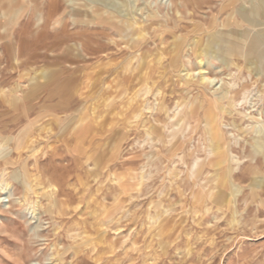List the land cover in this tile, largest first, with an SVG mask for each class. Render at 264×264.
I'll use <instances>...</instances> for the list:
<instances>
[{
    "label": "rangeland",
    "instance_id": "obj_1",
    "mask_svg": "<svg viewBox=\"0 0 264 264\" xmlns=\"http://www.w3.org/2000/svg\"><path fill=\"white\" fill-rule=\"evenodd\" d=\"M46 1L39 0L44 16ZM57 1L62 15L64 1ZM143 1L153 0H140L137 5ZM207 1L199 10L189 7L193 16L183 10L178 19L169 11L168 28L161 35L158 25L149 31L140 49L148 53L153 90L161 92L158 100L167 112H147L138 119L132 116L137 99L129 107L126 102L137 90L140 74L123 70L128 55L135 51L124 47L113 30L94 26L80 35V57L69 56L74 36L63 38L61 33L63 28L72 32L75 27L67 11L62 15L64 24L51 26L35 19L30 5L25 7L20 27L15 29L16 67L0 47V87L10 88L19 98L13 106L0 102V144L4 143L0 178L11 187L0 202V264H264V187L252 196L248 163L234 171L227 185L234 196L232 204L208 199L194 203L190 194L204 175L192 186L187 172L193 158H203L198 152L204 146L203 125L195 132L192 124L179 136V159L165 157L167 136H162L166 139L162 146L145 135L151 127H163L168 135L182 103L197 94L193 88L186 92L180 77L167 66V57L158 63L153 52L159 47L166 51L171 33L184 36L222 0ZM183 56L181 64L186 65ZM40 71H45L44 80L38 78ZM21 73H25L23 79ZM34 77L38 78L36 85L29 82ZM246 80L248 84L247 76ZM147 98L153 102L150 94ZM175 104L177 114L170 121ZM80 119L78 129L70 130ZM28 122L34 124L25 133V150L16 151L10 139ZM78 136H85L82 143ZM154 153H160L162 163L155 160L156 166L151 167L148 155ZM233 154L240 156V151ZM257 160L264 174L262 159ZM23 163L26 171L21 169ZM166 168L172 169V176ZM204 174L212 177V172ZM139 176H144L142 182ZM32 200L39 207L30 217L26 202Z\"/></svg>",
    "mask_w": 264,
    "mask_h": 264
},
{
    "label": "bare ground",
    "instance_id": "obj_2",
    "mask_svg": "<svg viewBox=\"0 0 264 264\" xmlns=\"http://www.w3.org/2000/svg\"><path fill=\"white\" fill-rule=\"evenodd\" d=\"M63 1L65 9L62 13L67 11L68 18L75 27V32H68L62 25L63 38L74 36L72 47L69 48V56L80 57L78 45L83 46L80 35L91 27L102 28L105 26L113 30L112 33L124 47L135 51L133 54L124 55H128V57L123 68L129 73L132 70H138L140 74L138 88L134 93H131L133 95L126 102L129 107L137 99L135 110L132 113L133 118L138 119L143 114L152 111L166 114L165 106L158 100L161 92L158 89L153 90V82L150 79L151 61L147 60L148 53L141 52L140 48L154 25L160 27L158 36L168 28L169 11L174 12V15L179 19L183 10H186L190 16L193 14H190L191 11L201 9L202 4H209L210 1L153 0L143 1L140 6L137 5L140 0ZM15 2L18 4L16 8L8 9L7 6ZM38 2L39 0H0V47L3 48L15 67L19 60L16 55L15 29L20 27L25 7L30 5L35 19L44 22V24L53 26L61 22L64 24L66 21V17L62 16L63 14L60 15V4L57 0H47L43 3V5L48 3L45 16L40 10V2ZM189 7H192L193 10H190ZM209 11L210 16H206V19L201 22L192 24V29L184 36L171 33V44L168 49L166 48V51L159 47L153 52L158 63L162 61L163 57H167V66L177 73V77H180L186 92L193 88L197 89V94L193 100L182 103L183 107L178 114L175 113L178 110L177 104L170 110L169 120L171 121L175 114L178 119L170 126V130L167 131L168 135H164L163 127L161 129L148 128L145 130V135L147 139L149 138L152 142L156 140L162 146L166 143V139H163L162 136H167L169 145L165 157L179 159L181 158L179 156L181 152L179 136L192 124L195 125L192 128V131L195 132L198 130V125L202 124L200 135L203 136L204 146L198 148V152H202L204 155L202 159L196 158L197 156L193 158L192 166L187 173L189 174L188 178L192 180L190 184L192 186H196L195 183H198L203 175L204 179L200 186H197V190L191 192L190 198L194 203L208 199L229 206L232 204L234 196L227 185L230 184L234 171L238 170L242 163H248L251 170L252 196L256 189L264 187V174L260 172L262 168L259 169L256 166L257 157L262 159L264 165V0H222L218 6L214 9L210 8ZM162 12H164L163 15ZM58 15L60 18L55 19ZM164 40L168 39L164 38ZM110 41L116 43L111 37ZM162 42L161 45L164 46L165 43ZM93 51L98 53V48ZM86 53L88 54V51ZM183 53L186 65L181 64ZM100 54L102 53L100 52ZM192 58L195 59L194 62H192ZM214 62L218 64L217 67L213 65ZM244 72H246L245 76ZM38 75V78L45 79V71L38 72ZM246 76L249 78L248 84ZM24 77L25 73L19 75L20 79ZM38 78H31L29 82L36 85ZM242 79L245 81L242 82ZM109 84L104 86L105 90H108ZM253 86H255L253 90H248ZM148 94L153 97V102H149ZM18 100L19 98L10 88L5 90V87H0L1 104L13 106ZM82 121L83 119L78 120L70 127V130L78 129ZM33 124L34 122H28L10 139L14 144V150H25V133ZM243 136H247V140H244ZM84 137L78 136V142L82 143ZM238 140H242L243 145H240ZM3 145L4 143L0 144V148ZM234 151H240V156L233 154ZM32 152L35 153V150ZM182 153L184 154V152ZM148 157L151 167L156 166L153 163L155 160L162 163L160 153H154ZM192 157L193 153H189V158ZM90 159L89 156L86 160ZM2 165L4 164L2 163ZM21 169L26 171L24 163L21 164ZM211 172V178L205 177L204 173L208 175ZM167 175H173L172 169H167ZM13 178L18 180L16 176ZM139 178L138 182H142L144 176H139ZM26 179L30 178L27 176ZM32 185H28L27 189L32 191ZM10 188L9 183L0 178V192H2L0 202H2L1 196L8 195ZM26 203V211L31 217L39 207L38 201L32 200Z\"/></svg>",
    "mask_w": 264,
    "mask_h": 264
}]
</instances>
